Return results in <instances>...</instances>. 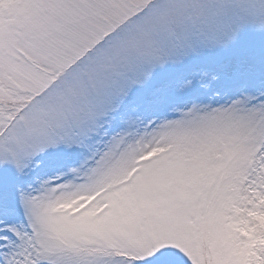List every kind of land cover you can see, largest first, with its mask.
I'll list each match as a JSON object with an SVG mask.
<instances>
[{"label": "snow or ice", "instance_id": "6c2138e0", "mask_svg": "<svg viewBox=\"0 0 264 264\" xmlns=\"http://www.w3.org/2000/svg\"><path fill=\"white\" fill-rule=\"evenodd\" d=\"M0 264H264V0H0Z\"/></svg>", "mask_w": 264, "mask_h": 264}]
</instances>
